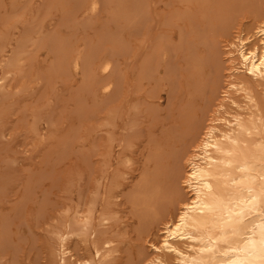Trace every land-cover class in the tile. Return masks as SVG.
I'll return each instance as SVG.
<instances>
[{"label": "rangeland", "instance_id": "1", "mask_svg": "<svg viewBox=\"0 0 264 264\" xmlns=\"http://www.w3.org/2000/svg\"><path fill=\"white\" fill-rule=\"evenodd\" d=\"M261 14L264 0H0V249L7 259H49L55 244L49 229L70 218L75 205L86 208L101 175L117 179L108 221L115 245L139 244L127 197L145 178H138L143 167L152 168V176L160 167L154 178L160 180L162 160H153L162 159L161 150L171 142L178 147L185 128L196 130L200 117L211 123L223 109L233 112L219 107L233 75L246 78L264 113V86L241 72L230 76V42L246 36ZM105 61L110 70L101 68ZM112 80L104 92L101 85ZM192 119L197 124L188 127ZM161 142L167 147L159 156ZM159 228H150L149 241L159 240ZM21 234L37 240L25 238L26 245ZM79 239L68 240L70 253L89 257ZM140 245L150 252L146 241Z\"/></svg>", "mask_w": 264, "mask_h": 264}, {"label": "bare ground", "instance_id": "2", "mask_svg": "<svg viewBox=\"0 0 264 264\" xmlns=\"http://www.w3.org/2000/svg\"><path fill=\"white\" fill-rule=\"evenodd\" d=\"M246 33V36L241 34L237 38L235 37L233 43L230 42L234 47L231 53L235 55L234 59L230 60V76L241 72L242 76L244 75L253 83L264 86V15H259ZM133 35L135 34L133 33ZM109 65L106 62L101 68L110 70ZM245 81H247L246 78L241 79L239 73L237 76L233 75L229 79L227 89L223 92L226 98H223L219 107L225 108L226 105L233 110L232 113L223 109L220 115H214L216 117L211 118V123L210 120L208 123L201 122L202 118L200 117L201 120H198L200 123L196 125V130L192 132V129L185 128L187 134L185 139L182 138L184 141L179 142L178 147L169 142L170 145L165 153H163L165 149L161 150L160 148L167 147V145L165 146L167 138L164 140V145L163 141L161 142L160 147H157L156 150L162 151L163 154L161 153L160 156L161 151L159 150V156L162 159L157 157L153 160L151 158L155 163L157 160L158 162L162 160L160 180L156 179V182L154 180L160 174L158 172L160 167H155L158 170L154 168V176L151 175L152 168L146 171L147 166L143 167L145 174L141 172V176L138 178L143 177L142 174L145 178H142L139 184L135 182L133 190L131 188L132 191L129 190L132 198L134 197L132 204L130 193V198L127 197V201L130 200L128 201L130 206L132 205V209H130L134 211L133 223H135V227L133 232L136 233L135 239L139 244L129 247L126 244L128 247L126 249H123L122 246L120 249L115 245L112 235L117 236V234L115 231L112 235L110 234L111 231L108 230L111 225H108V221L112 214L110 199L115 194L113 186L117 179L115 180L113 176L101 175L97 180L95 179L96 184H94V191H91L92 195H87L86 200H88L84 210H78L80 205H75L77 208L73 207L75 210L71 211L70 218L61 224L59 221L63 220L65 216L58 222L56 220L58 225L56 224L54 229H49L50 234H52L51 230H54L53 239L52 235L48 233V229H44L49 234V241H54L55 238V244L53 242V246L52 243H49L51 250L43 248L45 251L48 250L49 259H45V262L42 259L40 264H171L170 260L175 264H264V113L257 102V97L250 92ZM112 83L114 84L113 80L112 82L105 81L101 88L104 92L111 91ZM114 114H116V110ZM105 120H109L108 115ZM194 122L197 124L193 119L190 120V123L187 121L188 127L189 124L193 126ZM154 151L155 149L153 153ZM151 152L149 156L145 155L148 161H151L148 158L152 154ZM115 156L117 157V155ZM153 157L155 158V155ZM158 162L157 165H160ZM90 163L86 164L91 167L92 163ZM150 171L151 179H146ZM87 178L90 179V175ZM15 207H17V203ZM15 207H12L13 210ZM115 217L117 218V216H114V220L117 221ZM4 220L3 218V222H5ZM18 223L20 224V221ZM59 224L61 226L58 228ZM15 225L13 224L14 230L18 229ZM153 225L155 228L161 227L156 229V232L159 230L161 234L157 242L149 241L151 235L148 240L149 231ZM25 227L27 228V226ZM47 227L51 228V225ZM6 230L8 232L9 229ZM4 233L6 234L5 231ZM24 235L21 234L25 240L26 235L25 237ZM34 236L36 237V235ZM119 236L121 237V235ZM71 237L80 238L87 250L85 253L91 252V255L84 258L79 257L80 254L76 257L75 253L77 252L73 251L75 255L70 253L71 248L69 249L68 240ZM13 239L18 240L19 238ZM121 239L123 240L122 237ZM121 239H119V243ZM36 240L37 238L34 239V241ZM20 241H22L21 237ZM34 241L29 240L30 243ZM142 241L148 243L150 252H145L142 249L140 245ZM26 242V245H29L28 241ZM0 245H2V241ZM24 245L25 243L23 249ZM35 245L37 247L36 243ZM8 247L10 246H6V249ZM17 247H21V244H18ZM76 247L78 248V246ZM89 250L90 252H88ZM28 251L30 252L29 248ZM16 255L14 256L18 258ZM11 256L9 255V257ZM10 259H7L4 251L0 249V264H7V260ZM39 259L41 258L39 257ZM15 260L13 262L10 260L9 263L19 264ZM33 261L31 260V263Z\"/></svg>", "mask_w": 264, "mask_h": 264}]
</instances>
